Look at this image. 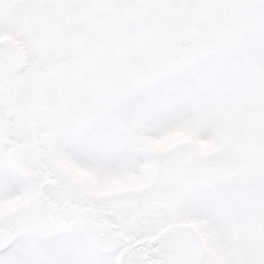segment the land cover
Listing matches in <instances>:
<instances>
[{
  "label": "snow or ice",
  "instance_id": "6c2138e0",
  "mask_svg": "<svg viewBox=\"0 0 264 264\" xmlns=\"http://www.w3.org/2000/svg\"><path fill=\"white\" fill-rule=\"evenodd\" d=\"M0 264H264V0H0Z\"/></svg>",
  "mask_w": 264,
  "mask_h": 264
}]
</instances>
